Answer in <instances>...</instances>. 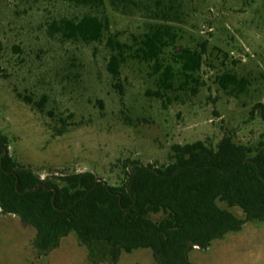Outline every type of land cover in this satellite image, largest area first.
Listing matches in <instances>:
<instances>
[{"label":"rangeland","instance_id":"obj_1","mask_svg":"<svg viewBox=\"0 0 264 264\" xmlns=\"http://www.w3.org/2000/svg\"><path fill=\"white\" fill-rule=\"evenodd\" d=\"M105 2L110 33L129 46L118 79L107 68L105 40L63 39L50 29L53 20L80 17L86 8L62 0H0V131L16 160L41 177L92 171L117 185L123 162L159 166L175 143L215 145L226 133L242 143L264 139L258 111L251 116L264 103V0H164L165 17L153 0ZM154 23H168L176 34L164 64L178 68L174 47L203 53L193 77L177 73L169 89L163 69L155 72L133 52L136 38ZM224 72L244 77L245 89H223ZM230 210L243 217L239 208ZM34 236L17 216L0 214V264H158L148 248L94 263L74 233L42 253ZM187 258L189 264H264V220L246 221L205 249L195 246Z\"/></svg>","mask_w":264,"mask_h":264},{"label":"trees","instance_id":"obj_2","mask_svg":"<svg viewBox=\"0 0 264 264\" xmlns=\"http://www.w3.org/2000/svg\"><path fill=\"white\" fill-rule=\"evenodd\" d=\"M62 1L87 11L80 17L53 20L52 32L68 40H105L107 68L118 79L129 46L110 33L105 0ZM117 1L125 0L109 3L114 6ZM153 1L159 14L167 16L164 0ZM175 41L168 23L150 25L135 40L134 56L153 63L155 72L163 69L166 89L172 87L174 75L192 78L202 64L203 53L187 47L180 52L174 47L172 62L178 68L164 64V51ZM218 83L225 90L241 92L247 80L224 72ZM255 111L264 122V103L257 102L251 116ZM8 143L0 131V214L15 215L33 227L38 252L45 253L74 233L94 263L115 262L121 252L148 248L158 264H189L187 253L195 246L205 249L246 221L264 220V139L242 143L226 133L215 145L201 140L175 143L159 166L123 162L124 177L117 185L98 179L92 171L41 177L10 154ZM232 207L239 208L243 217Z\"/></svg>","mask_w":264,"mask_h":264}]
</instances>
